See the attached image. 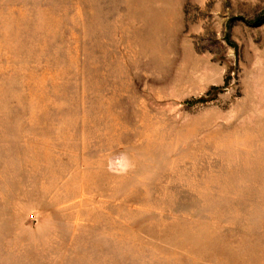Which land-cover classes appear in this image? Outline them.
<instances>
[{
  "label": "rangeland",
  "instance_id": "obj_1",
  "mask_svg": "<svg viewBox=\"0 0 264 264\" xmlns=\"http://www.w3.org/2000/svg\"><path fill=\"white\" fill-rule=\"evenodd\" d=\"M0 264H264V0H0Z\"/></svg>",
  "mask_w": 264,
  "mask_h": 264
}]
</instances>
